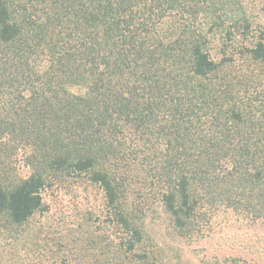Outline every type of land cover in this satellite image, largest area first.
Returning <instances> with one entry per match:
<instances>
[{
	"label": "trees",
	"instance_id": "1",
	"mask_svg": "<svg viewBox=\"0 0 264 264\" xmlns=\"http://www.w3.org/2000/svg\"><path fill=\"white\" fill-rule=\"evenodd\" d=\"M19 1L0 0L5 227L26 224L44 207L48 179L66 173L101 186L125 251L143 264L156 259L136 252L148 186L186 239H200L206 200L264 224V120L228 104L220 65L180 20V0H53L43 12ZM250 53L264 60V41Z\"/></svg>",
	"mask_w": 264,
	"mask_h": 264
},
{
	"label": "rangeland",
	"instance_id": "2",
	"mask_svg": "<svg viewBox=\"0 0 264 264\" xmlns=\"http://www.w3.org/2000/svg\"><path fill=\"white\" fill-rule=\"evenodd\" d=\"M20 1L43 12L51 10L53 0ZM176 6L183 10L182 23L202 33L205 49L219 63L214 76L221 89L231 90L228 104L264 120V60L250 53L258 40L264 41V0H180ZM16 166L19 174L30 172L24 159ZM145 192L150 200L139 213L144 242L136 252H154L153 264H221L233 257L264 264L263 216L214 208L206 200L208 214L201 216L195 241L175 232L151 186ZM43 199L44 207L23 226L7 228L0 222V264H143L125 251L129 237L113 221L104 190L88 175H52Z\"/></svg>",
	"mask_w": 264,
	"mask_h": 264
}]
</instances>
